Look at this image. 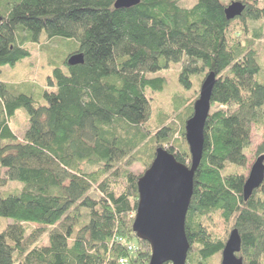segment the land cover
Listing matches in <instances>:
<instances>
[{
    "label": "trees",
    "instance_id": "1",
    "mask_svg": "<svg viewBox=\"0 0 264 264\" xmlns=\"http://www.w3.org/2000/svg\"><path fill=\"white\" fill-rule=\"evenodd\" d=\"M0 1V77L2 68L29 58L28 46L40 39L42 50L50 43L67 51L43 87L0 79V188L22 185L0 191V219L12 222L0 230V264H149L150 246L132 230L142 174L127 167L148 169L165 146L190 163L184 125L198 92L175 116L179 125L161 115L154 131L146 127L151 106L144 93L164 85L148 75L177 63L186 90L192 75L203 73L200 85L216 76L186 215L187 263L219 264L236 229L242 263L264 264V180L247 201L242 193L253 128L261 133L254 156H264L255 50L263 32L250 27L264 19V0H140L119 10L116 0ZM231 1L245 9L227 21ZM74 54L83 64L69 67ZM20 109L28 128L19 140L10 119ZM29 225L38 228L27 234Z\"/></svg>",
    "mask_w": 264,
    "mask_h": 264
},
{
    "label": "water",
    "instance_id": "2",
    "mask_svg": "<svg viewBox=\"0 0 264 264\" xmlns=\"http://www.w3.org/2000/svg\"><path fill=\"white\" fill-rule=\"evenodd\" d=\"M140 0H116L115 10L129 9ZM245 6L232 2L224 10L227 21L239 18ZM1 20V18H0ZM69 67L83 64L82 54L67 61ZM216 76L209 73L203 79L199 95L193 104L192 115L185 122L184 138L190 156L189 165L178 162L167 148L160 147L149 168L138 179V203L132 230L138 240L149 244V264H186L190 244L185 233L186 215L193 195L194 174L200 164L204 146V126L210 111V99ZM264 180V156L258 157L246 177L242 193L247 201ZM241 239L231 230L221 252L220 264H243L237 255Z\"/></svg>",
    "mask_w": 264,
    "mask_h": 264
},
{
    "label": "rangeland",
    "instance_id": "3",
    "mask_svg": "<svg viewBox=\"0 0 264 264\" xmlns=\"http://www.w3.org/2000/svg\"><path fill=\"white\" fill-rule=\"evenodd\" d=\"M250 27L252 29L262 28L263 32L262 38L255 43V50L257 53V60L260 66V73L256 76V81L264 85V19L260 20L257 23H251ZM43 44H45V42L40 39V43H37L35 45L33 44L30 47L28 46V48L30 49L29 58L17 63L13 67L6 66L2 68L0 77L1 81L9 84L27 82L33 85L35 89L37 87H43L46 83V79L52 75L53 68H55L56 66H61V60H63L67 54V51L64 48H58V45H53L50 43L45 45L47 46V48H45L46 50H42L41 46H43ZM52 48H56V52H52ZM49 56H51L52 62H48ZM182 66V63L170 64L166 70L159 71L156 74L148 75V78L160 77L164 79V85L161 91L153 92L147 89L144 93L146 98L150 100L151 106V117L146 124L148 130L154 131L155 127L160 125L162 121L161 115H170L171 120L176 121V123L179 125L180 123L177 121V118L175 116L181 114L184 111L186 105L191 102V97L196 92H198L199 95L200 80L202 79L203 73L192 75L190 77V81L192 82L191 88L186 90L179 83V74L182 69ZM10 126L20 140V138L23 136V134L28 128V116L24 109L18 110L15 113L14 117L10 119ZM260 140V131L256 128H253L251 132L250 148L245 151L247 164L244 170L246 172V177L249 173L250 167L257 159L254 156V151ZM164 148H167V146H165ZM174 151L177 152L176 150ZM127 168L131 173L135 175H143L144 172L147 170H144V168L139 163H134ZM2 176L3 171L0 170V177ZM21 188V184L10 183L0 188V191L14 192L20 191ZM11 223L12 222L10 220L0 219V230H2L3 227ZM27 228L28 229H26V231L28 234L30 229H37L38 227L35 225H29ZM216 228H218L219 231H222V228H220L219 225H217ZM42 243H46L45 236L43 237ZM186 264H188L187 261Z\"/></svg>",
    "mask_w": 264,
    "mask_h": 264
},
{
    "label": "built area",
    "instance_id": "4",
    "mask_svg": "<svg viewBox=\"0 0 264 264\" xmlns=\"http://www.w3.org/2000/svg\"><path fill=\"white\" fill-rule=\"evenodd\" d=\"M128 249H129L130 251H133V250H134L133 247H129ZM120 264H124V262H123L122 260H120Z\"/></svg>",
    "mask_w": 264,
    "mask_h": 264
},
{
    "label": "flooded vegetation",
    "instance_id": "5",
    "mask_svg": "<svg viewBox=\"0 0 264 264\" xmlns=\"http://www.w3.org/2000/svg\"><path fill=\"white\" fill-rule=\"evenodd\" d=\"M238 257V256H237ZM238 258H240V257H238Z\"/></svg>",
    "mask_w": 264,
    "mask_h": 264
}]
</instances>
